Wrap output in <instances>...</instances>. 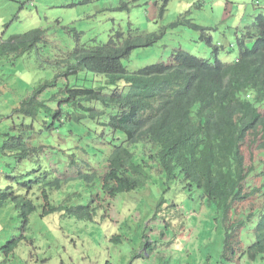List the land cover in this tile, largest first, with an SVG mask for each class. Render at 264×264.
<instances>
[{"label":"rangeland","instance_id":"374dc122","mask_svg":"<svg viewBox=\"0 0 264 264\" xmlns=\"http://www.w3.org/2000/svg\"><path fill=\"white\" fill-rule=\"evenodd\" d=\"M81 1L0 0V39L31 29L41 30L38 38L34 42L29 41L30 46L10 66V72L15 73L11 82L21 80V86L14 88L18 96L26 93L38 80L51 81L57 69L65 72L66 67L59 68L54 62L66 58L78 47L107 42L110 35L117 31L141 35L164 32L154 44L130 53V59L136 57L133 62L137 67L166 61L171 52L178 48L203 58H220L232 63L239 54L237 37L240 39L247 35L254 17L264 13V0H170L163 15L159 13L163 0ZM219 4L224 7H219ZM212 9L215 17L210 16ZM186 11H192L187 14L192 21L216 25L213 38L214 43L220 45L216 52L199 41V33L192 31L188 25L171 27ZM1 64L8 67L3 62ZM70 76L66 74L63 81L54 82L43 91L58 90ZM3 96L10 100L13 94L6 91ZM45 97L48 99V93ZM60 98L54 96L48 101L54 107ZM43 127L28 137L29 145L47 146L48 149L51 143L61 153L55 154L56 157L38 155L30 162H41L55 171L53 176L62 174L56 169L57 164L61 166L63 163L66 175L73 174L76 169L94 173L95 188L98 189L102 176L108 171V156L112 147L108 141H116L123 136L116 138L119 133L106 132L105 139L97 137L92 131L86 137L82 131L84 126L73 123L67 124L66 128L75 129V135L67 140ZM70 147L76 160L71 168L69 159L65 161V155L69 157V153L63 154L64 149ZM144 152L151 155L149 150ZM137 156H142L140 150ZM25 167V164H13L5 166L4 172L10 176L19 175L18 179L23 180L28 177ZM149 174L146 185L138 190L136 200L132 202H129L132 195L120 193L116 198H109L101 189L92 191L87 182H84L85 186L75 181L63 185L60 182L59 190L51 192L54 204L70 198L68 203L73 206L85 205L87 200L96 199V194H99L101 200H95L93 205L100 203L101 208L89 221L68 216L64 209L43 214L40 213L41 205L37 206L39 211L31 215L27 225L15 214L10 221L2 223L4 229L0 245L14 238L21 239L8 255L6 264H107V261L110 264H235L221 261L220 252L217 254L216 249L222 244V229L218 222H214L217 216L215 210L206 207L200 191L194 189L189 193L179 179L166 182L155 167L151 168ZM32 193L35 194L28 191L33 201L41 199L40 203L43 204L37 187L32 189ZM161 195L165 202L157 206ZM140 199H144L150 207ZM0 217L5 218V213H0ZM122 229L127 237H131L129 234L132 237L136 234L147 235L151 242L163 238L168 245L163 249L157 245L153 254H145V257L139 256L142 253L140 250L131 262L133 251L128 249V245L123 246L128 240L122 236ZM114 236L121 239L119 244ZM204 247L209 248L210 255L204 251ZM168 255L170 259H165L164 256ZM124 258L125 263L122 262ZM4 260L5 255L0 257V264ZM238 264H264V260L253 262L243 257Z\"/></svg>","mask_w":264,"mask_h":264},{"label":"trees","instance_id":"16d2710c","mask_svg":"<svg viewBox=\"0 0 264 264\" xmlns=\"http://www.w3.org/2000/svg\"><path fill=\"white\" fill-rule=\"evenodd\" d=\"M219 7L224 5L219 4ZM255 19L261 44L239 46L238 57L232 63L216 58H196L180 49L176 55L186 56L188 63L169 67L161 80L163 86L154 79L140 80L136 76L117 74L114 60L129 53L130 46L126 43L119 47L118 44L117 47L111 46L106 51L87 53L79 61L83 68L92 66L95 70L94 62L99 66L105 65L106 88L111 89L118 81L131 82L135 86V133L125 136V140L110 152L108 171L102 177L100 188L103 194L115 198L126 193V196L132 195L129 202L135 201V194L146 185L152 167L167 182L183 181L189 193L198 189L206 207L215 210L214 222L220 224L223 235L217 240L222 237L217 254L220 252L221 261L235 264L243 257L253 262L264 260V14ZM184 25L192 30H203L197 24L184 21V18L177 19L171 27ZM206 34H199L200 40H204ZM21 39L18 44L0 43L1 84L10 89L21 86L19 79L17 83L11 82L15 73L10 72V66L14 62L7 58L10 54L19 56L28 48V40L24 36ZM2 62L8 67L2 66ZM92 95L72 94L71 112L80 110L83 116L87 110L84 103ZM44 107L43 102L27 98L18 109L22 108L26 115L33 117ZM146 110L152 111L153 115L144 116L142 112ZM61 114L50 112L48 122L60 124L53 120L59 119ZM65 115L67 120V111ZM166 118V129L159 132ZM14 146L17 159L29 155L24 144L15 142ZM138 150L142 152L140 157L137 156ZM146 150L150 151V156L146 155ZM25 172L28 175L26 179L7 175L15 182L0 185V213L7 216L16 214L27 225L35 206L27 197L26 189L34 182V176L28 170ZM94 176V173L79 171L75 178L87 182L94 191ZM51 183L56 189L60 188L58 179ZM41 194L46 199L49 197L48 190H42ZM99 197L87 200L85 205L65 207L66 214L91 220L98 210V205H93V202ZM140 201L144 202V199ZM162 202L165 200L161 195L157 206ZM62 210V207L52 206H44L43 209L45 214ZM121 234L128 240L123 246L128 245V249L133 251L131 262L140 250L139 256L145 257V254H153L154 248L159 246L163 249L168 245L163 238L151 242L147 235L132 237L129 234L131 237H127L123 229ZM114 239L117 244L121 242L118 236ZM18 242L20 239L7 242L6 256ZM204 251L210 255L209 248L204 247ZM164 257L170 259L169 255ZM122 262L125 263L126 259ZM2 264H6V260Z\"/></svg>","mask_w":264,"mask_h":264},{"label":"clouds","instance_id":"9594fccd","mask_svg":"<svg viewBox=\"0 0 264 264\" xmlns=\"http://www.w3.org/2000/svg\"><path fill=\"white\" fill-rule=\"evenodd\" d=\"M91 1L92 0H82L81 3H89ZM169 1L170 0H163V4L159 10L160 15L164 14ZM198 5L201 7V4L199 2ZM194 6L196 7V5ZM191 12L192 11H186L185 15L181 13L179 19L184 18V21L188 20L190 23L197 24L198 26L202 27L203 30L192 31H196L199 34L206 32L207 34L204 40H200L199 34L198 39L199 41L205 43L209 48H211L212 52H216V50L220 46L218 43H214L213 38V33L217 30L216 25L212 26V24L210 23H202L199 20L192 21V19L187 18V14H191ZM262 14L264 13H258L254 17L251 28L247 29L246 31L247 35H243V38L241 37L240 39L239 37H237L238 48L242 45L251 47L253 45L262 43V40H259V29L256 25L255 19L258 15ZM211 15L215 17V12L213 9L210 13V16ZM40 33V29H31L20 34L12 35L8 38H1L0 43L2 42L18 44L22 42L21 36H24L25 40H28L26 41L28 44L29 41L34 42L38 38ZM163 34L164 32H161L160 34L146 33L145 35L131 33L125 34L123 31H117L116 33L110 35L107 42H100L99 44L94 45L88 44V46L82 48L78 47L72 54L67 55L66 58L63 57L60 61L54 62L55 65L59 68L66 67L65 72L57 69L51 81L46 80L45 82H41V80H38L26 93L20 96L16 94L14 89H10L6 84H1L2 81L0 78V185H11L13 183V178L8 177L4 172L5 166H11L13 164H25V171L28 170L34 176V182L26 189L27 197L35 206V210L31 215L37 214V212L39 211L37 206L39 205H41L40 213L42 212L43 214H45L43 211L44 206L62 207L64 210L65 207L73 206L71 205V203H68L70 201V198H68V201L64 200L57 204H54L52 202L51 192L53 190L58 191L59 189H56L55 186H52L51 181L58 179L59 185L60 182L63 185L65 183L68 184L67 182L69 181H75L85 186L83 181H78L75 178L78 172L81 171L79 169H76L73 174L66 175L65 164L63 163L61 166H58L57 164L56 171H61L62 174L59 176H53L55 174V171H51L41 162H30L31 158L37 157L38 155H41L42 157H56L55 154L61 153V151L55 150L51 143L49 144L50 147H48V149L47 146L29 145L27 139L35 130L41 131L44 128L43 126H45L46 131L53 130L52 132L54 134H58L59 137L63 136L67 138V140L75 135V129L70 127L66 128L67 124L73 125V123L78 125L79 127L84 126V129L82 131L83 135L86 137H88L90 135L89 133L92 131L95 132L97 137H103L105 139L107 138L106 132L119 133L120 135L116 138H121V136H123L122 139L116 141L111 139L108 141V144L112 145L111 151L115 148V146H119L121 142L125 140V136H127L131 132L135 133L136 121L133 115V95L135 93V86L132 85L131 82L124 83L122 81H118L116 82L117 85H114L111 89L106 88V66H99V64H96L94 62V67L97 70H95L92 66L83 68L79 61L83 60L84 55L87 53L93 52L92 54H94L99 50L106 51V48H109L111 46L117 47V44L119 47L126 43L130 46L129 53L121 58H117L116 60H114V68L117 70V74L124 77L136 76L140 80L154 79L157 83L162 85L161 80L164 76V72L167 71L169 67H174L181 63H188L186 56H183L181 54L176 55L177 51L181 48L173 50L168 60L166 61L149 63L141 67L135 66L133 60L136 57L134 56L133 59H130L129 55L132 51L154 44L155 42L160 40V38H162ZM29 46L30 45L28 44V47ZM21 49L22 47L20 48V50ZM184 51L186 54L194 56L196 58H202L205 60L212 59L203 58L202 56L194 55L186 50ZM20 55L15 56L13 54H10L7 58L13 63L18 60ZM66 74H71V76L66 78V82L63 83V85L58 90L43 91L45 87L51 86L54 82L63 81V77ZM6 91H9L11 94H13L10 100H8L7 97L3 96V93ZM29 91H31V94ZM47 93L48 99L45 97ZM90 93H93V95L90 96V98L84 103L85 107L87 108V110L84 112V115L82 116L83 112L80 110L71 112L72 108L70 106V97L72 96V94L85 95ZM54 96H61L62 98L58 99L55 106L53 107L48 100L49 98ZM27 98H33V101L43 102L46 107L42 108L35 116L30 117L26 115L22 110V108L26 106V104L22 106L20 111L18 109L21 103ZM52 111L56 113L62 112L59 119L53 120L59 121L60 124L55 122H48L50 119L48 114ZM66 111L69 115L67 120L65 118ZM142 114L146 117L153 115L152 111L150 110H146L142 112ZM167 122V118L162 121L159 132L163 129H166ZM50 123H52V125H50ZM121 129H123V131ZM61 132H63L64 135H60ZM70 133H72L73 135L71 136ZM15 142H20L26 146L29 153L27 157L17 159L16 149L14 146ZM64 150V155L65 152L69 153V157L65 155V161L69 159V165L71 168L76 163L73 149L70 147L68 149L65 148ZM82 173L93 174L87 171H83ZM14 176L19 177V175ZM163 180H165V178ZM165 181L167 182V179ZM35 187L39 189V194L42 196L43 204L40 203L41 199L33 201V198L30 197V194H28V191H30L31 194L34 195L35 193H32V189H34ZM100 188L101 186L98 189L95 188L94 191L98 192ZM42 190H48L49 197L47 199L44 198L41 194ZM99 199L101 200V197H99ZM97 205L98 209L101 208L100 203H97ZM12 218L13 216L7 215L5 218L0 217V238L2 237L4 229L2 223L4 221H10ZM6 246L7 243L0 245V257L5 255V260L7 261L8 255L6 256Z\"/></svg>","mask_w":264,"mask_h":264}]
</instances>
